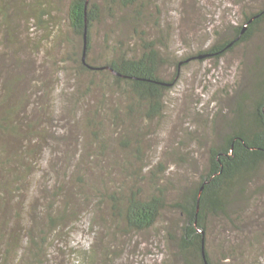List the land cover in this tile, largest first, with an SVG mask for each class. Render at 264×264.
Here are the masks:
<instances>
[{"label":"rangeland","instance_id":"obj_1","mask_svg":"<svg viewBox=\"0 0 264 264\" xmlns=\"http://www.w3.org/2000/svg\"><path fill=\"white\" fill-rule=\"evenodd\" d=\"M262 7L264 0H154L148 5L139 29L166 42L168 49L164 48V53L170 62L165 65L163 76L172 80L176 75L166 94L164 112L153 121L144 117L132 121L129 131L135 129L139 136L130 133L126 137L132 138L131 145L139 143L130 152L119 143V129L107 118V128L113 133L109 154L101 156L95 153L94 146H89L88 155L76 158L70 168L56 165L61 157L56 143L42 142L40 148L48 150L39 151L29 160L35 167L31 177H20L17 172L16 181L21 189L13 196L7 191L0 192L10 205L3 217H11L13 223L21 212L29 227L34 223L44 227L48 217H57L68 209V223L51 233L45 248L48 256H43L44 262L40 264H185L176 255L178 247L168 234L182 219L173 204L206 167L209 148L227 129L226 120L231 117L236 101L252 90L253 70L264 66V33L259 32L253 40L241 43L221 57L196 58L179 67L177 62L184 55H198L214 43L232 38L235 28ZM126 12L133 10L115 7V18L106 17L95 25L93 55L98 56L108 45L117 47L121 40L139 51L141 43L134 27L130 22L120 21ZM61 30L64 36L73 38V31L66 24L62 29L56 28L54 38L36 31L31 38L27 24L22 23L20 28L24 40L34 42L43 37V49L35 48V53L23 50L21 57H32L34 64L20 71L33 84L40 81L46 95L53 99L55 110L49 112L45 124L49 129L65 123L63 99L75 91L74 70L63 68L66 65L63 57L71 47L59 37ZM6 71L0 69L1 78ZM94 95L97 97L91 102L96 104L101 95L98 91ZM108 98L115 106L126 104L119 93H109ZM77 111L81 114L82 108L76 109L78 115ZM49 146H55V153L50 152ZM159 163L164 165L162 171ZM260 180L264 183V178ZM155 183L165 187L168 201L158 223L142 232L116 228L112 201H101L99 195H112L118 189L128 193L135 185L151 193ZM58 184L62 185L61 193L56 189ZM65 194L71 195L72 203L65 200ZM248 215L236 221L235 228L222 218L212 222L209 249L216 263L264 264V195L255 207H250ZM24 231L26 237V228ZM231 247L234 257L224 258L223 255L231 254Z\"/></svg>","mask_w":264,"mask_h":264},{"label":"trees","instance_id":"obj_2","mask_svg":"<svg viewBox=\"0 0 264 264\" xmlns=\"http://www.w3.org/2000/svg\"><path fill=\"white\" fill-rule=\"evenodd\" d=\"M153 2L0 0V69L7 70L4 78L0 72V192L7 191L13 196L21 189L16 181L17 172L21 173L20 177H31L35 167L29 160L39 151L48 150L40 148L42 142L56 143L61 156L56 165L70 168L76 158L88 155L89 146H94L95 153L101 156L109 154L113 133L107 128V118L119 129V143L130 152L131 147L139 143L131 145L132 138L126 137L130 133L133 137L139 136L135 129L129 131L132 121L138 117L153 121L164 112L166 94L176 79V75L172 80L163 76L165 65L170 62L164 53L168 45L161 37L151 38L145 30L139 29L148 5ZM118 6L133 10L129 14L127 11L120 21L130 22L134 27L141 43L139 51L121 40L117 47L108 45L95 56L93 28L106 17L115 18L113 11ZM22 23L32 31L31 38L33 31L54 38L56 28L62 29L64 24L74 34L72 39L64 36L62 30L59 34L71 47L63 57L66 64L63 68L74 70L75 91L66 95L63 103L61 101L65 123L54 129L45 126L49 112L55 110L53 99L46 95L40 81L33 84V80L21 72L34 64L32 57H21V53L43 49V37L34 42L24 40L20 31ZM24 28L25 25L22 30ZM259 32L264 33V7L249 14L244 23L235 28L232 38L214 43L198 55H184L177 67L196 58L221 57L241 43L253 40ZM260 68L253 70L252 90L236 101L231 117L226 120L227 129L210 146L206 167L193 185L179 193V199L173 204L182 219L168 234L178 247L176 255H180L185 264H207L204 249L208 264H218L209 249L210 225L216 218H222L235 228V222L249 216L250 207H255L264 195V183H260V178H264V66ZM29 83L31 85L27 86ZM95 91L101 95L96 104L91 102ZM109 93H119L125 106L121 107L120 103L115 106L108 98ZM78 107L82 111L81 114L77 111V115ZM49 147L50 152L55 153V146ZM162 164H158L160 171L164 168ZM152 174H156L155 171ZM58 185L56 189L61 193L62 185ZM64 196L72 203L71 195ZM99 198L112 201V221L123 232L153 228L168 207L165 187H158L156 183L151 193L135 185L128 193L118 189L112 195L101 193ZM7 208L10 209V205L0 194V264L43 263V256H48L45 248L51 233L68 223V209L57 217H48L44 227L39 228L38 223H34V228V225L28 226L21 212L15 223L11 217H3ZM223 257L233 258V248L231 254Z\"/></svg>","mask_w":264,"mask_h":264},{"label":"water","instance_id":"obj_3","mask_svg":"<svg viewBox=\"0 0 264 264\" xmlns=\"http://www.w3.org/2000/svg\"><path fill=\"white\" fill-rule=\"evenodd\" d=\"M201 57H204V55H202ZM204 256H205L206 263L208 264V260H207L206 254H205V249H204Z\"/></svg>","mask_w":264,"mask_h":264}]
</instances>
